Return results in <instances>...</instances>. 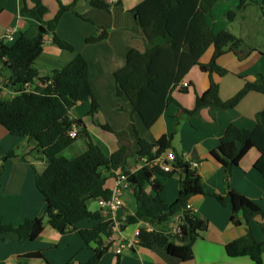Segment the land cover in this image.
<instances>
[{
  "label": "crops",
  "instance_id": "crops-1",
  "mask_svg": "<svg viewBox=\"0 0 264 264\" xmlns=\"http://www.w3.org/2000/svg\"><path fill=\"white\" fill-rule=\"evenodd\" d=\"M40 1L47 8L43 16L45 20L52 19L61 4L74 3L72 10L61 14L55 30L61 39L73 46L74 52L60 49L53 42L52 35H45L34 67L39 76H43L54 69L65 67L77 53L84 56L88 63L93 98L98 107L94 115L90 116L88 112L91 100L78 102L70 110V116L83 122L90 137L106 156L125 146V170L134 172L148 163L145 157L137 154L138 145L129 129L132 123L139 136L148 142L166 135L170 140L169 146L159 157L164 158L167 151H172L177 159L195 171L199 184L207 192L223 197L228 191L235 190L264 208V178L254 168L260 152L255 147H250L231 171L213 155L228 125L245 129L255 126L254 116L264 108V93L251 90L235 107L217 109L213 113L208 105L195 109L197 96L204 95L210 89L211 80L217 83L220 99L227 100L247 82L256 83L264 76V42L248 45L244 42L246 36H238L232 30L235 20L240 19L243 23V18H247L245 12L250 5L261 8V15L264 17V0H244L239 10L237 6L240 0L218 2L207 15V23L215 33L227 30L242 39V45L238 49H229L217 58L216 63L226 70L224 74L209 72L199 64L193 65L180 81L188 83L187 88L178 86L171 90V101L150 127H146L136 114H131L130 104L126 99L115 95L113 79L114 72L124 66L130 49L143 52L149 47L131 13L132 9L145 0H116L107 8L91 6L92 0ZM26 4L28 7L33 6L31 0H26ZM229 10H237L236 15L232 20L223 19ZM253 17L257 20V15ZM7 28L13 29L14 41L20 34L33 38L38 33L37 22L20 13V0H0V34ZM101 35L104 37L99 39ZM1 41L7 45L13 43ZM213 50V46L208 47L199 58V63H208ZM2 97L10 96L3 92ZM101 125H108L111 131L101 128ZM77 131L79 132V128ZM67 148L79 154L85 150L86 144L85 141L83 145L73 143ZM155 150L156 148L153 149ZM9 151H13L14 156L4 158ZM193 162L198 165L192 167ZM46 167L47 162L33 139L13 135L0 125V224L17 226L27 218L41 219L44 223L43 230L34 240L19 242L13 233L0 240V264H17L18 256L31 252H40L50 264H255L251 257L227 256L225 245L244 235L248 227L241 213L238 214L239 224L231 221L229 202L222 203L209 194H197L188 201L191 209L207 223L206 231L193 243V257L190 260L182 261L170 256L156 245L149 248L139 245L134 231L143 225L142 222H125L128 216L136 212L131 187L122 191L121 208L112 214L101 211L103 220L108 217L111 222L119 223V230L111 231V239L108 241L106 236H102L106 251L97 262L90 263L94 245L86 244L79 230L92 228L102 220L81 221L64 233L51 227L45 215V200L35 186V174L43 173ZM101 170L105 177L104 187L111 190L115 175L122 170ZM183 175L184 169L175 166L169 175L155 173L151 178L154 184L145 183L144 190L153 194L152 185L160 184V196L170 204L177 196ZM95 202L97 207L93 209L90 206L89 209L101 210L97 201ZM261 224L264 225V218L260 216L251 222L253 232L259 240L264 236ZM130 240L131 245H124ZM119 246L121 251L116 253L115 249ZM27 264H42V260L32 258ZM261 264H264V254Z\"/></svg>",
  "mask_w": 264,
  "mask_h": 264
},
{
  "label": "trees",
  "instance_id": "trees-1",
  "mask_svg": "<svg viewBox=\"0 0 264 264\" xmlns=\"http://www.w3.org/2000/svg\"><path fill=\"white\" fill-rule=\"evenodd\" d=\"M31 1L33 6L28 7L26 0H20V13L37 22V35L28 38L20 34L10 45L0 41V76L7 80V87L19 89L13 97L0 96V125L13 135L33 139L47 162L44 172L35 174V186L46 203L47 223L64 233L81 221L102 220L92 228L79 230L83 241L94 245L90 263L97 262L106 251L102 236L110 235L111 221L108 217L103 220L101 210L91 211L89 202L110 196L111 190L104 187L105 177L101 169L121 168L128 175L136 201L135 214L128 216L125 222H148L153 227V231H147L141 226L139 245L147 248L156 245L170 256L182 261L190 260L193 257V243L206 231L207 223L187 204L194 195L209 194L222 203L229 202L231 221L239 224L238 214L241 213L248 227L244 235L225 245L227 256L251 257L255 264H261L264 236L260 240L256 238L251 222L257 216L264 218V208L235 190L228 191L223 197L207 192L199 184L195 171L177 158L175 167L183 168L184 175L175 200L168 204L160 196V184L152 185L153 194L144 190L145 183L154 184L151 178L155 173L169 175L160 167L150 165L168 148L170 140L166 135L148 142L139 136L135 126L130 123L129 129L138 145L137 154L145 157L148 163L134 172H128L125 170V146L106 156L90 137L83 122L68 118L70 110L78 102L91 100L90 116L94 115L98 107L89 83L87 60L77 53L65 67L54 69L43 76H39L34 62L41 53L45 35H52L53 42L60 49L74 52L73 46L61 39L55 31L61 14L72 10L74 3L61 4L57 14L45 20L43 16L47 8L40 0ZM219 1L145 0L131 10L149 47L143 52L137 49L127 52L124 66L113 74L115 95L129 102L131 114H136L146 127L152 126L159 118L171 101V90L179 86L193 65L199 64L209 72L226 73L216 63L217 58L229 49L240 48L243 40L227 30L215 33L207 23V15ZM90 4L96 8L109 6L104 0H92ZM243 4L244 0H240L237 10ZM237 10L227 11L226 16L232 20ZM103 37L101 35L99 39ZM210 46L214 49L210 61L199 63V58ZM27 81L42 86L36 87L35 93L25 92L21 88ZM251 90L264 93V76L256 83L247 82L227 100L220 99L217 83L211 80L210 89L204 95L197 96L195 109L208 105L213 113L217 109L233 108ZM254 118L255 126L252 129L228 125L213 155L231 171L247 150L255 147L260 156L254 168L264 178V108ZM73 124L79 128L78 135L85 139L86 148L73 158H64L60 153L78 137L72 138L69 135ZM101 128L111 131L108 125H101ZM13 156L14 152L9 151L4 158ZM176 215H179L181 223L180 232L174 234L171 225L175 223ZM43 224L41 219L28 218L17 226L0 224V240H4L9 233L15 234L19 242L34 240L43 230ZM261 230L264 234L263 224ZM32 258L41 259L42 264H50L40 252L18 256L17 264H27Z\"/></svg>",
  "mask_w": 264,
  "mask_h": 264
},
{
  "label": "built area",
  "instance_id": "built-area-1",
  "mask_svg": "<svg viewBox=\"0 0 264 264\" xmlns=\"http://www.w3.org/2000/svg\"><path fill=\"white\" fill-rule=\"evenodd\" d=\"M105 3L108 5H112L116 2V0H104ZM3 40L5 42H14V37H13V29L12 28H7L2 34H0V41ZM7 83L6 79L1 78L0 76V96H2V93H7L10 97H13L16 93H18L19 89H13L7 87L5 84ZM42 85L40 83H35L33 81H27L22 84V90L25 92H37L36 87H41ZM188 83L186 82H180L179 87L182 89L187 88ZM69 119H74L70 116V112L68 114ZM69 135L72 138L77 137L78 131H77V126L75 124L72 125L71 130L69 131ZM176 162V157L175 154L172 151H167L166 155L164 158L157 157L153 162H151V165H156L160 167L163 171L165 172H171L174 169ZM198 164L196 162L192 163V167H196ZM130 187V183L128 181V175L124 172H118L115 177H114V186L111 189L110 196L108 198H99L97 199V204L100 207L101 211H103L105 214H112L121 206L123 205V201L121 198L122 191L125 189H128ZM187 207L191 209V206L187 204ZM181 219L179 215L175 216V223L172 226V232L174 234L180 232V225ZM142 226L145 227L147 231H153V227L151 224L148 222H142ZM110 232L112 231H117L119 230V223L118 222H110L109 225ZM141 227L136 228L134 231V237L138 241V235H139V230ZM107 241L111 239V235L106 237ZM132 240L126 241L124 245H131ZM121 248L120 246L115 249L116 253H120Z\"/></svg>",
  "mask_w": 264,
  "mask_h": 264
},
{
  "label": "rangeland",
  "instance_id": "rangeland-1",
  "mask_svg": "<svg viewBox=\"0 0 264 264\" xmlns=\"http://www.w3.org/2000/svg\"><path fill=\"white\" fill-rule=\"evenodd\" d=\"M264 8V5H263ZM261 8L250 5L248 8H246L245 15L247 18H243L244 22H240L239 20H235L232 24V30L237 34L238 36H246V39L244 40L245 43L248 45L250 44H255L264 42V17L261 15ZM264 11V10H263ZM254 15H257V20L253 17ZM223 19H229L228 17L224 16ZM252 21V22H251ZM251 27V28H248ZM5 79V77H1ZM85 139L81 136L76 138L73 143H78V145H83ZM72 143V144H73ZM78 153L75 151L71 152V149L65 148L62 152L61 155L64 158H73L77 156ZM80 154V153H79ZM91 206V207H90ZM89 207L90 208H96V202L91 201L89 202Z\"/></svg>",
  "mask_w": 264,
  "mask_h": 264
},
{
  "label": "water",
  "instance_id": "water-1",
  "mask_svg": "<svg viewBox=\"0 0 264 264\" xmlns=\"http://www.w3.org/2000/svg\"><path fill=\"white\" fill-rule=\"evenodd\" d=\"M188 49V48H187Z\"/></svg>",
  "mask_w": 264,
  "mask_h": 264
}]
</instances>
